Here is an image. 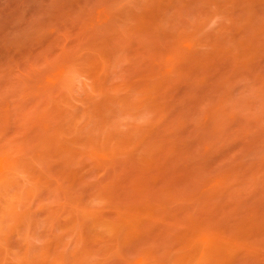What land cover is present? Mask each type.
Instances as JSON below:
<instances>
[{"label": "rangeland", "instance_id": "rangeland-1", "mask_svg": "<svg viewBox=\"0 0 264 264\" xmlns=\"http://www.w3.org/2000/svg\"><path fill=\"white\" fill-rule=\"evenodd\" d=\"M0 264H264V0H0Z\"/></svg>", "mask_w": 264, "mask_h": 264}]
</instances>
